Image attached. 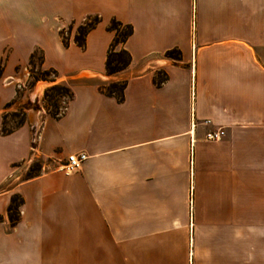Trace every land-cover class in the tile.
<instances>
[{"label":"crops","instance_id":"crops-1","mask_svg":"<svg viewBox=\"0 0 264 264\" xmlns=\"http://www.w3.org/2000/svg\"><path fill=\"white\" fill-rule=\"evenodd\" d=\"M89 17L101 21L81 49ZM113 19L133 28L132 63L108 76ZM38 49L74 98L4 136L13 81ZM0 68V264H264V0H0ZM121 81V103L97 88Z\"/></svg>","mask_w":264,"mask_h":264},{"label":"trees","instance_id":"trees-1","mask_svg":"<svg viewBox=\"0 0 264 264\" xmlns=\"http://www.w3.org/2000/svg\"><path fill=\"white\" fill-rule=\"evenodd\" d=\"M99 17H89L86 18L82 25L77 28L76 35L74 41L76 45L84 49L86 43V36L88 33L93 30L97 24L100 22ZM73 26H69L68 30L71 32ZM108 30L114 33V39L109 47L106 62H105V72L108 76L116 75L125 72L132 63V57L130 53L125 49V44L131 37L133 33V28L131 25H125L120 21L113 19L111 20ZM62 43L65 48L68 47V39L64 36V30L60 32ZM166 56L178 61L181 59V53L178 50H171L166 53ZM44 56L42 50H35L29 60V65L31 68H35L36 66L39 68V71L35 74V81H47V82H55V80H50L51 76L57 78L58 73L54 69H43ZM2 69L0 68V77H1ZM168 80V76L164 72H157L155 75L153 82L155 86L161 87ZM127 87L126 81L121 82H110V83H100L97 85V88L100 93L107 97H112L117 100V102L121 103L124 100V92ZM60 98H67L69 103L74 98V92L71 87L66 83H59L47 88L44 92L43 99L49 105H53L55 109H57V104ZM13 104H7L6 109L10 108ZM8 114H3V123L1 128V134L6 136L13 133L16 129L23 126L25 123L24 116L20 117L15 114L18 120L15 123V127L7 128V116ZM51 117L54 119H59L60 114L55 111L51 114ZM39 172V165L33 164L29 171L25 175V180L32 179L36 177ZM23 204V200L19 195H13L10 200V204L7 208V217L12 227L16 226L20 220V208ZM3 222V217L0 216V223Z\"/></svg>","mask_w":264,"mask_h":264},{"label":"rangeland","instance_id":"rangeland-1","mask_svg":"<svg viewBox=\"0 0 264 264\" xmlns=\"http://www.w3.org/2000/svg\"><path fill=\"white\" fill-rule=\"evenodd\" d=\"M63 30H64L65 38L68 39L70 36V32H69L68 28H65ZM64 66H67L66 62L63 64L62 67H64ZM38 71H39V68L37 66L35 68H31V66L28 64L25 68H23L21 70V75L17 77L19 81H13L15 84V87H16V96H15V100L12 102V104L13 105L15 104V106L12 109L8 110L6 113H4V114H8L7 115L8 116L7 128L15 127V123L18 120L16 117H14L15 114L19 115L20 117L24 116L25 122H26L28 119L27 112L33 111V110L34 111L43 110L49 116H51V114L55 111H57L60 114V116H62L65 113V110L69 104V101L67 98H60L59 99L58 104H57V109H55L53 107V105L47 104L45 102V100L43 99L44 92L47 88H49L50 86H53L55 84H59V83H55L57 81L59 75L57 76V78L54 77L53 75L51 76L50 80H55V82H47V81H38L37 82V81H35L34 77ZM39 83H40V85H39ZM43 83L44 84L47 83V84H49V86H47L44 89L41 98L37 97V98L33 99V96L36 93L34 88L36 87L37 84L39 86H43L44 85ZM62 83H65V82H62ZM97 83L100 84V82H97ZM18 85L19 86L21 85L22 87L19 88ZM68 85L71 87L70 84H68ZM31 97H32V99H31ZM34 164H36V163H34Z\"/></svg>","mask_w":264,"mask_h":264},{"label":"built area","instance_id":"built-area-1","mask_svg":"<svg viewBox=\"0 0 264 264\" xmlns=\"http://www.w3.org/2000/svg\"><path fill=\"white\" fill-rule=\"evenodd\" d=\"M19 88L22 86L18 85ZM205 124H210V121H205ZM225 136V131L222 128L210 130L206 133L205 139L209 142H219ZM87 155L84 153L81 154H72L68 156L66 162L60 166V170L64 172L65 175L69 176L80 170L82 164L87 160Z\"/></svg>","mask_w":264,"mask_h":264}]
</instances>
